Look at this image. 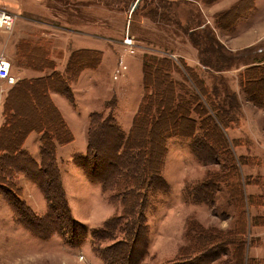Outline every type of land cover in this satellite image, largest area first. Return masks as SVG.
Wrapping results in <instances>:
<instances>
[{"label":"trees","instance_id":"obj_1","mask_svg":"<svg viewBox=\"0 0 264 264\" xmlns=\"http://www.w3.org/2000/svg\"><path fill=\"white\" fill-rule=\"evenodd\" d=\"M16 55L18 64L26 68L46 70L56 66L43 42L21 39ZM102 59L100 50L76 49L70 53L63 72L55 70L42 77L20 78L9 88L3 103L0 193L9 201L13 219L33 236L47 239L58 233L75 249L86 241L89 226L73 216L63 185L57 146L71 142L74 134L54 103L51 91L63 93L75 104L72 83L86 68L99 66ZM204 64L213 68L208 62ZM184 68L183 71L169 55L144 56V92L128 132L123 130L114 114L115 100L113 104L107 103L108 112L92 111L89 116L86 151L76 152L74 159L89 180L101 184L108 201L117 209L115 215L92 230V248L104 264H140L145 257L150 235L144 210L150 194L169 191L163 171L168 140L173 136L188 138L191 151L200 160L203 157L199 151L203 148L208 149V160L215 164L220 163L221 153L231 156L228 173L222 175L231 174V185L228 186L237 209V223L229 232L231 236L212 227L208 230L200 228L192 237L195 225L192 221L187 235L191 236L195 248L191 243V251L184 247L182 254L194 251L201 254L187 261L181 255V259L172 264H211L223 253L228 254L231 264H257L256 259L246 255V240L241 236L246 235L243 226H248L245 200L248 206L261 205L264 197L247 195L243 190L241 159L236 160L225 131L237 119L231 116V103L219 102L196 68L187 64ZM176 73L194 84V90L181 84ZM239 80L250 99L264 107V97L253 93L250 87L251 82L253 85L264 82V59L253 60L240 71ZM237 100L235 97L233 105H237ZM34 131L40 134L39 160L23 148L26 137ZM21 173L38 182L47 200L45 213H37L22 198ZM211 174L209 180H214ZM104 242L109 244L102 246Z\"/></svg>","mask_w":264,"mask_h":264},{"label":"rangeland","instance_id":"obj_2","mask_svg":"<svg viewBox=\"0 0 264 264\" xmlns=\"http://www.w3.org/2000/svg\"><path fill=\"white\" fill-rule=\"evenodd\" d=\"M6 1L0 0V7H6L18 13V19L11 30L0 29V51L5 49L11 56L12 71L15 75L20 74L24 69L21 63L18 64L16 55L17 44L21 39L46 43L51 58L52 43L55 42L59 46V40L66 41L70 33H72L71 38H75L70 49L88 46L105 51L104 64L99 69L84 72L78 84L74 86L76 87V115L83 124L88 119L85 103L90 101L87 100L88 97L84 98V93H88L89 86L92 87L90 96L94 99L92 109L108 112L110 109L105 107V101L113 104L112 98H117L116 92L120 94L126 82V73L132 71L133 81L131 88L127 91V94L130 93L129 98L126 99L123 96L125 102L122 100L119 102V122L125 130H128L132 121L131 114L133 110H137L136 106H138L135 96V89L139 85L136 60L140 57L143 60L146 54L169 55L177 61L183 71L185 64L192 67L185 60L186 63L183 62V58L177 53L178 48L182 46L181 43L188 39L185 35L187 30L178 19V7L173 9L170 19L171 27L169 30L166 29L170 34L163 36L155 34L154 25L149 21L147 11L144 12L146 4L141 6V10H134L135 6L132 5L136 0H44V3L38 2L39 4L32 0L31 3L23 2L21 8L16 10H13L15 8L8 5ZM162 29L163 24L159 32H162ZM128 31L137 44L134 53L126 50L123 44V38ZM74 32L76 34H73ZM192 37L197 39L195 36ZM76 41H78L77 44ZM170 46L175 50H170L171 52L165 50ZM218 50H213L206 59V62H212L210 64L213 68L217 67L215 70L230 69L231 71L234 69V64L238 66L242 61L249 63L256 58L264 59V48L260 51L234 54L225 49L221 43ZM56 52L59 53L58 47ZM173 54L175 55L172 56ZM120 55H123L128 69L125 75L114 79ZM194 68L199 73L201 69L204 70L200 67ZM203 75L210 84L216 81L213 86L216 88L215 95L218 101L231 103V116L237 119L225 131L231 141V149L236 160L241 159L239 168L243 176V190L247 195L264 197V107L250 99L240 85L238 74L236 75L238 86L232 83L235 74L231 72L220 75L217 71H208ZM175 76L181 84L194 90V84L187 82L180 74L176 73ZM258 84L260 85L257 83L253 85L251 82V90L264 97V82ZM226 86L228 88H225ZM1 87L2 85L0 90ZM236 87L238 89H235ZM235 97L238 98L237 102L239 101L237 105H233ZM3 100L4 98L0 95L2 109ZM63 101L70 110L74 109L68 99L63 98ZM0 118L2 119L1 115ZM75 124L73 120L76 139L64 148L71 155L68 154L66 161L60 160L65 173L73 215L78 220L88 223L89 226L86 241L80 248L75 249L67 245L58 233L53 234V237L41 239L19 228L0 230V264H104L98 252L92 248V230L101 226L108 217L115 215L117 209L108 201L107 193L104 192L101 184L89 180L82 167L72 159V153L86 150V132L81 125ZM199 153L203 157L200 156L201 160L191 151L190 140L186 137L173 136L168 140L164 175L169 182L170 192L150 194L148 206L144 210L150 238L148 250L140 264H172L181 259V255L185 261L200 255L199 251L182 254L185 252L184 247L188 249V252L191 251V243L195 248L191 236L187 235L192 221H195L192 237L200 228L208 230L212 227L225 233V236H231L229 232L237 223V209L231 199L228 186L231 185V174H227V177L222 174L229 170L227 166L232 158L221 153L220 163L215 164L213 160H208V149H200ZM209 174L214 180H209ZM209 181L210 184H207ZM1 203L0 208L6 216L2 220H11L10 210L12 217L13 211L9 201L4 197ZM245 205L248 211V226H243V229L246 228V235L241 237L246 240V255L256 259L257 264H264V219L261 217L264 216V204L248 206L245 200ZM252 217L254 219H251ZM261 221L262 224H255ZM108 244L109 242H104L102 246ZM211 264L231 263L228 261V254L223 253L213 259Z\"/></svg>","mask_w":264,"mask_h":264},{"label":"crops","instance_id":"obj_3","mask_svg":"<svg viewBox=\"0 0 264 264\" xmlns=\"http://www.w3.org/2000/svg\"><path fill=\"white\" fill-rule=\"evenodd\" d=\"M44 0H35L37 4L44 3ZM8 5H10L12 8H15L13 10H16L18 8H21V4L23 2L25 3H31L32 0H7L6 1ZM134 4V3H133ZM146 4L144 8V12H146L147 17L149 21L154 25L155 34H161V35H169L170 32H167L166 29L169 30V27H171L170 19L172 18V12L175 7H178L179 16L178 19L180 20L182 26H185L187 32H185V35L188 37L178 48V52L180 57H182L190 66L192 67H200L204 70H200L201 76L205 80V85L209 87L211 92L216 94V88L213 86L216 84V81L210 82L204 77L203 73L208 71H217L218 74H225L226 72H231V74H235V78L233 80V84L237 85V79L236 75L240 73L241 70H243L245 67H248L250 63H245L242 61L240 65L234 64V69L230 71H223V70H214L211 66L206 65L202 62L207 61V57L212 54V51H219L218 48L220 47V44L222 43L225 46V49H227L229 52H233L236 54V52H250V51H260L262 48H264V0H145L143 3V0H140L138 4L135 6V11L137 9L141 10V6ZM134 7V5H132ZM10 10V9H9ZM224 14V15H223ZM223 15V16H221ZM161 24H163V31H160ZM60 30V29H59ZM48 34V33H47ZM73 34H76L75 32ZM72 33H70L65 40H59V46L55 44V42L52 43V59L56 62L55 68H49L46 70H38L33 68H26L20 72V74H14L11 68V72L16 78V82L18 79L23 77H42L45 75L52 74L55 70L64 71L68 57L71 52H73L76 49L80 48H90V49H97L103 52V59L99 66L95 68H86L83 70V72L80 74L78 80L74 81L72 83V90L74 93V97L76 95V86L78 84V81L80 80L81 76L84 74V72L88 70H96L99 69L106 60L105 51L100 48L95 47H88V46H77L75 48H71V45L75 38H71ZM160 36V35H159ZM192 36L197 37V39H194ZM76 44L78 41L75 42ZM155 43V42H154ZM157 44V43H155ZM58 47L59 53L56 52V48ZM165 48V47H164ZM216 48V49H214ZM259 49V50H258ZM165 50L168 51H174L175 49L170 47H166ZM170 51V52H171ZM214 51V52H215ZM175 53V52H173ZM173 54L172 56H174ZM10 56V55H9ZM121 56V55H120ZM11 58V56H10ZM120 58V57H119ZM260 57L259 59H261ZM253 60H258L253 59ZM262 60V59H261ZM137 61V73H139V78L137 76V81L139 82V85L135 89V96L137 99L138 107L141 101V98L143 96L144 92V85H143V60L140 57ZM212 63V62H210ZM139 68V69H138ZM126 72V71H125ZM125 72L121 75H125ZM18 75V76H17ZM120 75V76H121ZM19 77V78H18ZM114 78V76H113ZM120 78V77H118ZM114 78V79H118ZM125 84L120 90V94L116 92V97H113L112 99L116 101L118 100V104L116 105V109L114 110V114L118 120H119V102L120 100L125 102V98H129L130 93L127 94V91L131 88V83L133 81V75L132 71L126 73L125 76ZM91 81H93V78H91ZM15 82V83H16ZM0 95L2 98L5 99V96L9 90V88L14 83H9L8 81L4 79H0ZM211 85V86H210ZM90 90H88V93H84V98H87L90 102H86L85 109L88 113V119L83 124L82 121L78 120L77 113H76V101L75 104L63 93L52 90L51 96L54 101V103L57 105L59 110L61 111L64 119L66 120L67 124L69 125L71 131L74 134V139L71 142L65 143V144H58L57 146V157L59 161V165L61 168L62 173V181L63 185L67 194V199L69 202V192L68 187L65 182V173L62 168V161H66L68 154L71 155L70 152H66L64 148L66 146L70 145L72 142L75 141L76 135L75 130L73 126V120L76 122V124L81 125V128L83 127V130L86 132V148H87V130H88V124H89V116L92 111L99 110V109H92L94 106L92 103L94 102V99L91 98L90 94L92 92V87H90ZM235 89H238L236 87ZM213 90V91H212ZM125 98H124V97ZM63 98L68 99L71 104L73 105V110H70L68 105L65 101H63ZM76 99V97H75ZM86 101V100H85ZM4 103V100H3ZM105 107L107 108V103L105 101ZM104 107V108H105ZM66 109V110H65ZM92 109V110H90ZM108 109V108H107ZM136 109V108H135ZM103 110V109H102ZM137 110H133L134 112L131 114L132 121L133 117ZM2 107H0V115L2 116ZM130 119V116H129ZM3 121L0 118V125ZM78 121V122H77ZM131 124L128 128V130H123L125 132H128L131 128ZM75 124V125H76ZM188 139V138H187ZM40 134L36 131L31 132L25 139L23 143V148L32 156H34L37 160L40 158ZM63 150V151H62ZM86 151V150H85ZM84 151V152H85ZM82 152V151H77ZM62 153V156H61ZM76 152L72 153L73 161H75L74 156ZM61 156V158H60ZM62 161H61V160ZM166 164V163H165ZM67 168V166H66ZM165 169V167H164ZM68 171V170H67ZM164 175V171H163ZM165 177V175H164ZM166 179V177H165ZM167 183L169 184L168 180L166 179ZM19 184L21 185V188L23 190L22 198L39 214H43L47 210V200L40 189V186L38 182H35L33 180H30L25 176V174L21 173L19 176ZM44 198V199H43ZM2 200H4V196L0 193V207L2 205ZM45 200V201H44ZM70 205V202H69ZM71 206V205H70ZM114 206V205H113ZM115 207V206H114ZM40 209V210H38ZM116 209V208H115ZM72 210V207H71ZM73 214V212H72ZM10 216L11 220H2L4 216V213H2V210L0 208V230H6L10 228H19L20 230H26L28 233L29 231L24 228L21 224L14 221L11 210H10ZM74 216V215H73ZM109 218V217H108ZM107 218V219H108ZM105 219V220H107ZM104 220V222H105ZM4 222V223H2ZM11 222V223H8ZM103 222V223H104ZM86 223V222H85ZM88 225V223H87ZM30 234V233H29ZM56 235V234H54ZM53 235V236H54ZM52 236V237H53Z\"/></svg>","mask_w":264,"mask_h":264},{"label":"built area","instance_id":"obj_4","mask_svg":"<svg viewBox=\"0 0 264 264\" xmlns=\"http://www.w3.org/2000/svg\"><path fill=\"white\" fill-rule=\"evenodd\" d=\"M18 19V13L7 9L6 7H0V29L11 30ZM123 44L125 49L130 53L136 51V42L133 35L128 31L123 38ZM12 61L5 49L0 51V79H4L9 83H15L16 78L11 72ZM128 69V65L125 63L123 55L120 56L118 64L114 73V78H118Z\"/></svg>","mask_w":264,"mask_h":264},{"label":"water","instance_id":"obj_5","mask_svg":"<svg viewBox=\"0 0 264 264\" xmlns=\"http://www.w3.org/2000/svg\"><path fill=\"white\" fill-rule=\"evenodd\" d=\"M139 2L140 0H136L133 5L136 6V4H138Z\"/></svg>","mask_w":264,"mask_h":264}]
</instances>
